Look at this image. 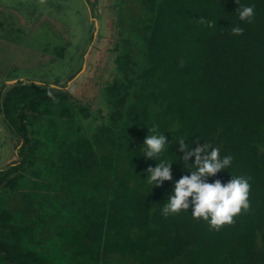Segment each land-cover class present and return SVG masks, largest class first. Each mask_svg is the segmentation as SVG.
<instances>
[{
    "label": "trees",
    "instance_id": "trees-1",
    "mask_svg": "<svg viewBox=\"0 0 264 264\" xmlns=\"http://www.w3.org/2000/svg\"><path fill=\"white\" fill-rule=\"evenodd\" d=\"M129 2L131 19H117L105 48L112 71L97 62L86 71L98 98L68 89L82 65L60 85L0 84L15 154L0 165V264H264V0H239L254 6L251 23L239 20L236 0H121L118 8ZM234 26L243 34L232 35ZM93 40L92 31L87 52ZM152 134L168 144L145 159ZM181 138L188 150L204 143L233 157L207 182L249 179L250 208L233 224L216 231L190 211L162 216L175 182L191 174ZM161 161L172 180L151 186L147 169ZM50 189L71 211L58 248L35 235L48 221L36 213Z\"/></svg>",
    "mask_w": 264,
    "mask_h": 264
},
{
    "label": "rangeland",
    "instance_id": "rangeland-1",
    "mask_svg": "<svg viewBox=\"0 0 264 264\" xmlns=\"http://www.w3.org/2000/svg\"><path fill=\"white\" fill-rule=\"evenodd\" d=\"M119 2L121 0H0V84L22 79L60 85L82 65L67 86L72 93L89 94L95 85L91 82L94 78L86 72L87 68L97 62L107 66L106 74L112 71V55L105 48L111 44L110 36L114 35L117 19H129L131 15L128 5L133 2L124 4L122 9L118 8ZM136 9L134 6L132 11ZM92 31L94 40L87 52ZM84 51L87 52L85 64L81 63ZM97 72L95 70L93 74ZM98 91L99 88L90 94L98 98ZM12 142L13 138L10 139L0 119V165L15 157ZM49 173L44 171V176ZM50 194L51 189L45 190L42 202L37 203L36 214H43L45 210L48 221L43 225L44 232L37 233L40 226L35 235L37 239L44 237L47 244L56 243L58 248L61 240L56 239V232L62 227L63 215L68 218L71 211L54 193ZM14 205L22 206L20 201L14 202ZM22 211L21 208L15 211L17 219ZM24 220L26 218L22 217ZM64 226L70 227L65 223ZM52 250H56L55 245ZM56 252L62 255V261L69 259L68 250L59 249Z\"/></svg>",
    "mask_w": 264,
    "mask_h": 264
},
{
    "label": "clouds",
    "instance_id": "clouds-1",
    "mask_svg": "<svg viewBox=\"0 0 264 264\" xmlns=\"http://www.w3.org/2000/svg\"><path fill=\"white\" fill-rule=\"evenodd\" d=\"M236 3L239 5L236 9L239 20L251 23L255 15L254 6L240 5L239 0ZM199 23L207 24L209 28L216 24L203 17L199 18ZM243 32L244 29L240 26L231 28L234 36L242 35ZM149 132L157 133V129L153 127ZM178 143L179 151L183 153L184 167L191 174L183 175L175 182L172 195L161 209L162 216L167 218L181 211H190L193 219H202L208 223L210 230L216 231L233 224L235 216L250 208L249 179L239 176L232 177L227 183H222L219 179L212 183L207 182V177L215 176L222 169H228L233 157L227 155L221 159L219 149L209 144L203 143L188 150L189 145L184 138L179 139ZM166 144L168 141L164 134L148 135L143 142L145 159H156L165 150ZM192 157L195 158L194 163L189 164ZM147 173L148 183L151 186H160L165 180H172L171 163L161 161L155 167L150 166Z\"/></svg>",
    "mask_w": 264,
    "mask_h": 264
},
{
    "label": "water",
    "instance_id": "water-1",
    "mask_svg": "<svg viewBox=\"0 0 264 264\" xmlns=\"http://www.w3.org/2000/svg\"><path fill=\"white\" fill-rule=\"evenodd\" d=\"M12 83V82H11Z\"/></svg>",
    "mask_w": 264,
    "mask_h": 264
}]
</instances>
